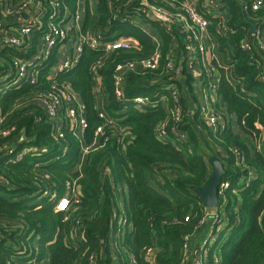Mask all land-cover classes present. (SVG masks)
I'll use <instances>...</instances> for the list:
<instances>
[{
	"label": "trees",
	"instance_id": "16d2710c",
	"mask_svg": "<svg viewBox=\"0 0 264 264\" xmlns=\"http://www.w3.org/2000/svg\"><path fill=\"white\" fill-rule=\"evenodd\" d=\"M69 1L74 9V1ZM94 1L98 15L93 16L88 1L85 32L95 21V28L105 37L115 39V31H121L137 38L143 46L140 54H120L116 58L113 53L99 69L104 89L101 107L118 120L116 128L121 133L87 156L78 172L81 146L77 137L69 133L65 140H57L50 135L44 115L34 130L28 129L32 119L20 118L24 109L15 106L21 91L10 92L0 101L8 112L9 126L17 123L19 130L25 126L36 137L33 143H22L18 150L33 145L46 149L17 162L0 157V264H183L185 239L199 229L207 211L197 189L204 187L212 174V156L223 162L226 172L222 181H229L230 186L219 196L224 231L208 248L205 264H264V152L260 150L264 148V82L260 81L258 55L240 46L250 31L248 21H261L264 10L244 11L242 4L249 0H220L228 11L232 30L227 36L216 30L218 20L205 14L211 20L209 31L215 35L219 52L233 60V77L228 79L222 72L218 109L228 122L235 119L239 132L233 131L229 123L223 130L213 131L199 111L193 117L186 115V95L196 97L192 92L193 77L185 69V78L177 83L183 92L185 120L179 131L185 132L186 138L173 133L166 141H158L155 128L168 117L166 109L158 103L141 110L132 105L124 109L112 87L115 64L122 58L151 54V37L128 23L113 21L106 27L112 16L108 2L115 0ZM182 1L166 0L165 5L171 8L170 3L178 5ZM202 1L198 2L201 13ZM153 27L164 41L163 59L157 70L128 74V99H154L151 81L167 78L164 59L174 45L163 27L158 23ZM103 55L102 51L86 47L79 66L59 77L87 105L88 141L102 123L96 109L91 67ZM41 81L44 87L45 78ZM19 130L1 136L0 147L15 141ZM235 150L244 154L245 166L237 164ZM77 178L79 201L72 203L68 211H56L51 194L64 196L67 183ZM121 217L123 226L119 225Z\"/></svg>",
	"mask_w": 264,
	"mask_h": 264
},
{
	"label": "built area",
	"instance_id": "2783aa9c",
	"mask_svg": "<svg viewBox=\"0 0 264 264\" xmlns=\"http://www.w3.org/2000/svg\"><path fill=\"white\" fill-rule=\"evenodd\" d=\"M73 1L74 9L69 0H0V101L10 92L21 91L23 93L16 98L15 106L24 109L19 114L20 118L30 116L32 119L28 129L34 130L44 115L49 124L50 135L57 140H65L69 133L77 137L81 148L76 169L80 172L87 156L95 149L104 147L114 136L121 133L116 128L118 120L111 117L105 107H101L104 89L99 69L104 60L113 53L116 58L122 56L120 54H140L143 52V46L137 38L123 35L121 31H115L112 36L116 35L115 39L105 37L98 29L92 34L89 29L85 32L83 28L87 3L90 2L93 11V7L95 8L93 0ZM165 1L108 2L112 16L107 20L106 27L113 21L134 25L150 35L154 46L148 56L122 58L115 64L112 72L115 97L124 109L127 105H132L141 110L157 103L166 109L168 117L155 128L158 141H166L173 133L186 138L185 132L179 131V126L183 125L185 120L183 92L181 94L177 83L178 80L185 78L183 70L186 69L193 77L192 92L196 97L195 99L189 95V99L193 100V106L197 100L199 101L196 112L199 111L203 121L213 131L223 130L231 120L228 122L218 109L221 102L219 83L223 70L226 76L229 70L233 77L231 72L233 60L219 52L215 35L209 31L211 20L205 14L215 17L218 20L216 30L227 36L232 31L228 25V11L224 9L225 5L220 0H203L202 13L198 6L199 0H183L178 5L170 3L171 8L165 5ZM242 9L264 10V0H249V3L242 4ZM153 23H158L165 29L174 45L164 59L167 78L151 81L150 85L155 86L154 99L149 96H134L128 99L126 97L128 74L157 70L164 56V41L153 27ZM250 23L256 24L254 31ZM248 24L250 31L242 39L240 46L243 51L258 55L262 67L260 81L264 82V17L261 21H248ZM86 47L104 53L91 67L96 109L102 121L94 129L91 141L85 136V131L89 127L87 105L65 79L59 78L79 66ZM44 78L46 84L41 87L44 81L41 79ZM194 83L199 85L198 92L194 90ZM194 114L195 112L188 113L192 117ZM8 121V112L4 111L0 104V137L19 130L17 123L9 126ZM28 129L22 126L15 141L0 147V155L3 154L0 157L17 162L27 155L36 156L46 152L45 148L36 145L18 150L22 143H33L36 138ZM118 142L121 144L122 139L119 138ZM234 153L237 164L245 166L244 154L239 150H235ZM249 176H253L252 171L249 172ZM0 180H3L1 176ZM77 186L78 178L67 183V192L64 196L57 197L56 194H51L56 211H68L72 203L79 201ZM229 186V181H221L219 196H223ZM211 214L217 223L221 221L223 214L219 208L207 209L201 225ZM124 223V218L121 217L119 225L123 226ZM217 223L212 222L213 226ZM191 238L192 235L185 239L186 256ZM213 238L214 236L205 239V245L197 251L194 264H205L208 248L215 243ZM214 258L217 262V255H214Z\"/></svg>",
	"mask_w": 264,
	"mask_h": 264
},
{
	"label": "water",
	"instance_id": "95a60500",
	"mask_svg": "<svg viewBox=\"0 0 264 264\" xmlns=\"http://www.w3.org/2000/svg\"><path fill=\"white\" fill-rule=\"evenodd\" d=\"M250 24L252 25L254 31L256 24ZM210 161L213 168L212 174L206 185L197 189V192L201 196L206 209H217L221 206L219 187L226 170L223 162L217 156H212Z\"/></svg>",
	"mask_w": 264,
	"mask_h": 264
},
{
	"label": "rangeland",
	"instance_id": "374dc122",
	"mask_svg": "<svg viewBox=\"0 0 264 264\" xmlns=\"http://www.w3.org/2000/svg\"><path fill=\"white\" fill-rule=\"evenodd\" d=\"M243 3V2H242ZM93 4H96V2L93 0ZM93 12V11H92ZM193 86H194V90L196 91V92H198V90H199V85H198V83H194L193 84ZM186 95V94H185ZM187 96V98H188V100H189V104H188V110H187V112H186V115H188V113H193V112H196L198 109H197V107H198V103H199V101L197 100V102L195 103V105L193 106V100L192 99H189L190 97H188V95H186ZM209 151H210V149H208ZM215 212H217V210L216 211H214V213ZM215 215V214H214ZM221 217L223 218V215H221ZM209 222H213V223H217V220L215 221V219L213 218V215L211 214L205 221H204V223L200 226V230L196 233V235L195 236H197V234H200L201 233V230L207 225V224H209ZM224 227H225V223L223 222V220L221 219V221L219 222V223H217L215 226H212V228L209 230V232H211L212 231V233H211V236H214V238H213V242L214 241H216V239L219 237V235L224 231ZM208 232V233H209ZM228 235V233H226L224 236H223V238H222V241H224L225 240V237ZM210 236V237H211ZM193 239H196V237L194 238H191V241H190V248H192L193 249V252H194V255L196 254L197 255V251H200L202 248H203V246L205 245V239L203 240L202 239V241L201 240H198V243H193L192 244V240ZM207 239V238H206ZM189 253V252H188ZM187 253V254H188ZM186 257H188V255L186 256Z\"/></svg>",
	"mask_w": 264,
	"mask_h": 264
},
{
	"label": "crops",
	"instance_id": "0c3cea01",
	"mask_svg": "<svg viewBox=\"0 0 264 264\" xmlns=\"http://www.w3.org/2000/svg\"><path fill=\"white\" fill-rule=\"evenodd\" d=\"M94 6H95V8L93 7V16H97L98 13H97V10H96V4H94ZM95 27H96V23H95V21H92L91 26H90V28H89V32H90L91 34L94 33V32L96 31V28H95ZM227 78H228V79H231V73H230L229 70L227 71ZM229 124H230V127L233 129V131H235V132H239V126H238V124L236 123V121H235L234 118L231 120V122H230ZM260 150L264 152V148H263V146L260 148ZM212 226H213L212 222H209V224H207V225L201 230V233H200V234H197V236H195L196 233L200 230V227H199V229L196 230L195 233L192 235V238H193V237H194V238L196 237V239H193V240H192V244H193V243H194V244H195V243H198V240H201V241H202V239L204 240V239H206V238H210L212 231L209 232V230L212 228ZM208 232H209V233H208ZM188 252H189V253L187 254L188 257L185 258L183 264H194L195 259L197 258V255H196V254L194 255V252H193V249H192V248H190ZM150 257H151V258L154 257V253H153V251L150 252Z\"/></svg>",
	"mask_w": 264,
	"mask_h": 264
}]
</instances>
